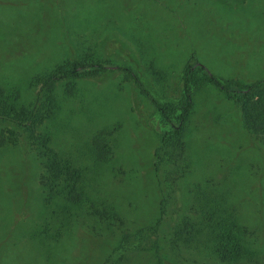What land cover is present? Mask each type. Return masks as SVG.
Segmentation results:
<instances>
[{
	"label": "rangeland",
	"instance_id": "obj_1",
	"mask_svg": "<svg viewBox=\"0 0 264 264\" xmlns=\"http://www.w3.org/2000/svg\"><path fill=\"white\" fill-rule=\"evenodd\" d=\"M0 1L11 4L0 2V86L6 91L17 90L26 98L29 79L59 64L106 66L81 68L86 75L61 79L56 110L47 121L51 146L82 169V191L116 199L130 212L154 202L157 190L146 184L144 174L169 126L117 65L132 68L152 96L174 105L176 113L183 72L190 65L192 106L183 130L185 157L177 161L190 166L186 182L221 181L235 194L245 192L246 202L264 211V169L252 172L264 166V154L262 161L251 154L254 141L241 125L239 93L233 91L238 84L264 78V0L126 1L137 2L132 7L117 0H76L74 9L60 7L51 20L41 0ZM206 71L230 91L209 82ZM64 82L73 85L72 93H63ZM0 125L20 133L9 123ZM100 129L109 132L111 155L95 161L89 140ZM38 170L31 151L19 144L0 147V229H6L0 230V243L34 264H73L68 256L75 249L81 207L56 201L54 209L65 212L67 221L59 227L54 215L46 218L35 184ZM45 224L46 234L59 233V240L44 255V243L52 242L39 241ZM256 225L263 230L264 220ZM92 240V255L83 264H118L135 257L132 246L100 254ZM256 242L264 264V241Z\"/></svg>",
	"mask_w": 264,
	"mask_h": 264
},
{
	"label": "trees",
	"instance_id": "obj_2",
	"mask_svg": "<svg viewBox=\"0 0 264 264\" xmlns=\"http://www.w3.org/2000/svg\"><path fill=\"white\" fill-rule=\"evenodd\" d=\"M126 1L132 3L136 0H117L121 6L126 4L132 7L137 3L129 4ZM0 2L5 3L2 4L4 6L11 5L7 1ZM75 2L71 0L57 4L52 0H41L40 5L48 13L45 16L51 20L58 8L74 9ZM85 67L106 68L99 62H73L68 67L56 65L29 79L30 91L26 98L21 97L17 90L6 91L0 86V123H9L20 130L18 135H14L0 125V147L19 144L23 150L33 153L39 165L35 184L43 202L40 211L45 213L46 218L54 215L60 227L67 218L65 212L54 209L56 201L81 207L75 229V249L68 256L69 262H86L92 255V239L96 238L98 244L95 251L103 255H111L118 247L132 246L136 251L134 259L130 261L125 258L123 263L118 264H263L260 258L263 251L256 241H264V229L256 224L260 218L264 220V211L247 203L245 192L235 194L221 181L213 180L209 184L206 180L186 182L190 166L177 162L185 157L183 130L192 106L188 83L190 65L183 72L182 100L177 113L174 105L156 100L132 68L117 65L169 126L161 135L158 147L152 150L151 168L144 174L146 184L157 190L154 202L146 208L130 212L116 199L95 198L90 192L82 191L83 171L68 156L51 146L52 131L47 121L52 119L56 110V85L60 84L61 79L75 80L86 75L87 72L80 71ZM200 69L205 70L204 67ZM206 79L222 91H230L225 83L207 71ZM237 87L233 91L239 93L237 99L241 125L254 141L255 148L251 154L256 160L262 161L264 78L238 84ZM63 88L66 94L73 91L70 83L64 82ZM172 113L173 117L170 116ZM89 147L95 161L107 160L111 155L109 132L100 129L93 133ZM261 169L264 166H256L252 172ZM48 229L45 224L43 240H39L40 243L45 238L52 241L46 246L44 243V255L49 253L51 244L59 240V233L54 234L55 238L49 237L46 234ZM76 230L81 232L76 234ZM6 245L0 243V254L3 255L0 264H34L18 256L17 252L9 251Z\"/></svg>",
	"mask_w": 264,
	"mask_h": 264
}]
</instances>
